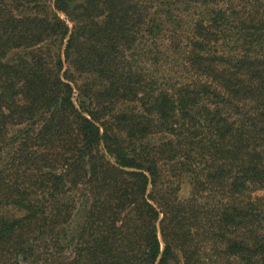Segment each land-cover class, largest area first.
<instances>
[{
    "label": "trees",
    "instance_id": "trees-1",
    "mask_svg": "<svg viewBox=\"0 0 264 264\" xmlns=\"http://www.w3.org/2000/svg\"><path fill=\"white\" fill-rule=\"evenodd\" d=\"M22 263L264 264V0H0V264Z\"/></svg>",
    "mask_w": 264,
    "mask_h": 264
},
{
    "label": "rangeland",
    "instance_id": "rangeland-1",
    "mask_svg": "<svg viewBox=\"0 0 264 264\" xmlns=\"http://www.w3.org/2000/svg\"><path fill=\"white\" fill-rule=\"evenodd\" d=\"M189 191H190L189 182L186 178H184L182 179L181 184L179 186L178 195L180 198L184 199L188 196ZM86 209H87V206H86L85 199L84 198L78 199L74 212H73V216L69 224L67 225V228H68L67 234H73L77 230V228L83 221V217L85 215ZM22 264H26V263H22Z\"/></svg>",
    "mask_w": 264,
    "mask_h": 264
}]
</instances>
